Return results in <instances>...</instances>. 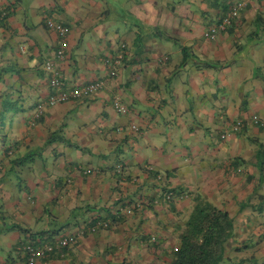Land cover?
<instances>
[{
	"label": "crops",
	"instance_id": "0c3cea01",
	"mask_svg": "<svg viewBox=\"0 0 264 264\" xmlns=\"http://www.w3.org/2000/svg\"><path fill=\"white\" fill-rule=\"evenodd\" d=\"M2 11L0 262L68 236L37 264H172L194 210L213 205L234 220L222 264H264V0H0ZM48 58L68 86H105L32 124L52 93ZM98 220L110 224L82 233Z\"/></svg>",
	"mask_w": 264,
	"mask_h": 264
},
{
	"label": "built area",
	"instance_id": "2783aa9c",
	"mask_svg": "<svg viewBox=\"0 0 264 264\" xmlns=\"http://www.w3.org/2000/svg\"><path fill=\"white\" fill-rule=\"evenodd\" d=\"M238 15V8L234 7L230 9L227 14L224 16L222 21L220 22L218 29L224 30L230 25L233 19ZM60 31L63 35L69 31L67 27H60ZM55 56L57 58H63L65 56L64 48H60L55 51ZM122 56H117L113 60H107L108 65L110 66V76L114 77L118 75V66L121 62ZM56 62L54 58H48L45 62V70L48 73L49 83L52 88V93L48 98L44 100H40L33 109V114L31 117V123L35 124L38 119H40L46 110L49 107L56 106L60 103H64L70 100L81 99L84 97H89L96 95L100 92L105 86V80L96 79L94 81H89L83 85H67L62 81L60 73L55 66ZM115 105L117 109L123 112V107L120 102L116 100ZM255 122H259L258 116H253L252 118ZM241 126H243V122L238 121L233 125V130H238ZM121 168V165L118 166ZM168 198H172L173 194L168 193ZM130 211V210H129ZM128 211V212H129ZM110 221L108 220H98L92 225H90L86 231L84 232H92L96 231L99 228L108 227ZM69 237L62 236L56 238L54 240H44L41 242L28 241L23 243L18 248V255L13 261L8 262H0V264H37L41 258H44L51 253H53L56 249L66 246L69 244Z\"/></svg>",
	"mask_w": 264,
	"mask_h": 264
},
{
	"label": "trees",
	"instance_id": "16d2710c",
	"mask_svg": "<svg viewBox=\"0 0 264 264\" xmlns=\"http://www.w3.org/2000/svg\"><path fill=\"white\" fill-rule=\"evenodd\" d=\"M9 13L0 12V19ZM189 58L185 51L183 64ZM233 235L234 220L227 212L213 205L198 206L186 222L179 247L171 254L172 264H222Z\"/></svg>",
	"mask_w": 264,
	"mask_h": 264
}]
</instances>
